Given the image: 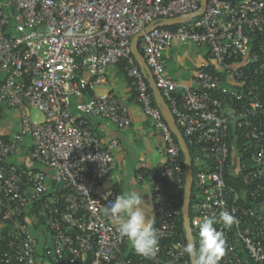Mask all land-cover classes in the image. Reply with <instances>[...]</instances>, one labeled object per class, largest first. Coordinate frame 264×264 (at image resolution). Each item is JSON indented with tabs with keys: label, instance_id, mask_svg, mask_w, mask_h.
Listing matches in <instances>:
<instances>
[{
	"label": "built area",
	"instance_id": "1",
	"mask_svg": "<svg viewBox=\"0 0 264 264\" xmlns=\"http://www.w3.org/2000/svg\"><path fill=\"white\" fill-rule=\"evenodd\" d=\"M200 7V0H0V120L6 110L20 117L18 129L0 137V264H192L177 229L182 152L131 48L150 24L179 17L186 22L145 34L139 50L194 149L195 244L196 221L211 217L226 241L220 264H264V0H207L202 15L188 18ZM174 44L207 49L192 85L166 73ZM121 62L166 143L165 163L137 175L153 183L159 244L151 258L127 251L104 213L116 194H100L119 142L103 144L89 120L129 128L125 102L111 92L71 106ZM226 210L238 220L230 229L220 220ZM31 226L48 234L41 253Z\"/></svg>",
	"mask_w": 264,
	"mask_h": 264
},
{
	"label": "crops",
	"instance_id": "2",
	"mask_svg": "<svg viewBox=\"0 0 264 264\" xmlns=\"http://www.w3.org/2000/svg\"><path fill=\"white\" fill-rule=\"evenodd\" d=\"M180 47V44H174L165 51L166 73L169 77L184 85H192L195 71L186 78L185 75L182 77L172 67L168 68L170 64L167 63L173 60L172 50L180 49ZM206 55L207 49L204 57L199 58L201 63ZM111 92L116 93L125 102L129 116L134 123L129 128L119 129L103 118H91L89 120L96 136L103 144L107 145L113 140L119 142V147L115 151L116 169L107 179L101 182L100 194L107 197L115 192L118 196L133 189L137 190L141 195H144L146 203L152 206L155 225L157 217L153 204V183L150 179L139 182L137 175L143 170L158 168L165 163L166 143L153 120L144 114L141 105L138 103L136 90L132 85V79L128 75L126 63L121 62L117 66L107 68L105 83L92 88L81 98H72L71 105L73 110H76L79 102L85 101L93 95L100 96ZM35 118H38L37 114H35ZM19 125L18 112L6 110L0 120V137L10 136L18 129ZM26 144L27 147H24L25 154L31 148V141L27 140ZM30 165L35 168L38 167L35 164ZM127 251L132 254L136 253L128 241Z\"/></svg>",
	"mask_w": 264,
	"mask_h": 264
},
{
	"label": "clouds",
	"instance_id": "3",
	"mask_svg": "<svg viewBox=\"0 0 264 264\" xmlns=\"http://www.w3.org/2000/svg\"><path fill=\"white\" fill-rule=\"evenodd\" d=\"M104 213L116 225L118 235L126 239L137 254L150 258L156 256L159 238L154 227L155 216L144 195L135 189L119 194L104 208ZM220 220L229 229L238 223L234 210L221 212ZM215 223L211 217L196 221L198 247L190 240L182 247V252L192 259L193 264H220L225 255L224 233L214 227Z\"/></svg>",
	"mask_w": 264,
	"mask_h": 264
},
{
	"label": "water",
	"instance_id": "4",
	"mask_svg": "<svg viewBox=\"0 0 264 264\" xmlns=\"http://www.w3.org/2000/svg\"><path fill=\"white\" fill-rule=\"evenodd\" d=\"M201 1V7L200 9L194 13L193 15L189 16L188 18H193L202 15L205 12L207 0H200ZM186 17H179L172 20H164L160 23H152L148 27L144 29L143 32L135 35L132 38L131 41V48L132 53L140 67L141 72L146 77L149 86L153 92V96L156 102V105L160 109L162 116L166 123L168 124L170 130L176 137L178 144L180 146L181 152L184 155V166H185V191H184V202L182 207L183 212V225L186 233V239L187 243L188 241H194V236L191 228V218H190V206H191V197H192V187H193V165L190 155L189 147L182 135V132L178 128L175 118L172 115V112L165 101L161 91L157 88L155 80L150 72V69L148 68L145 58L143 54L139 50V45L141 39L145 36V34L150 33L151 31L157 29V28H164V27H172L175 25H181L186 22ZM191 263L193 264V261L191 259Z\"/></svg>",
	"mask_w": 264,
	"mask_h": 264
},
{
	"label": "rangeland",
	"instance_id": "5",
	"mask_svg": "<svg viewBox=\"0 0 264 264\" xmlns=\"http://www.w3.org/2000/svg\"><path fill=\"white\" fill-rule=\"evenodd\" d=\"M205 46H197V45H181L180 49L172 50V58L171 62H168L169 69L172 67L175 71H178L180 75L187 78L193 71H195L200 65V57H204L205 55ZM34 118L35 114L38 115L36 120H41L42 115L38 111L32 112ZM31 141L30 137H26V141ZM17 162V159L15 160Z\"/></svg>",
	"mask_w": 264,
	"mask_h": 264
},
{
	"label": "trees",
	"instance_id": "6",
	"mask_svg": "<svg viewBox=\"0 0 264 264\" xmlns=\"http://www.w3.org/2000/svg\"><path fill=\"white\" fill-rule=\"evenodd\" d=\"M140 43H141V41H140ZM150 93H151V95H153V92L151 89H150ZM155 105H156V103H155ZM189 150H190L191 157L194 159V149L189 148ZM15 160L16 159L12 160L11 162L14 164H17L18 162H16ZM181 163L184 165V155L182 153H181ZM194 172H195V168H194ZM193 205H194V198L192 199L191 206H190V218L191 219L194 218ZM177 229H178L179 235H181L185 239V229H184L182 217L177 222ZM31 232L39 241L38 253L43 252L47 247H49L48 234L46 231L41 230L37 227L31 226Z\"/></svg>",
	"mask_w": 264,
	"mask_h": 264
}]
</instances>
